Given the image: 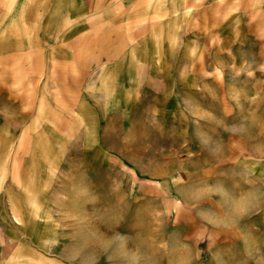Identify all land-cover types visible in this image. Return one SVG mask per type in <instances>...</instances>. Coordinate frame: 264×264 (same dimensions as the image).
Returning a JSON list of instances; mask_svg holds the SVG:
<instances>
[{
  "label": "rangeland",
  "instance_id": "rangeland-1",
  "mask_svg": "<svg viewBox=\"0 0 264 264\" xmlns=\"http://www.w3.org/2000/svg\"><path fill=\"white\" fill-rule=\"evenodd\" d=\"M224 47L237 59L231 69ZM164 73L172 93L156 89ZM177 77L188 78L184 87ZM37 116L39 137L30 130ZM243 124L258 153L238 145L209 154L233 138L245 143ZM0 125V264H62L53 258L64 244L92 230L149 241L156 264H185L174 258L178 241L188 264L264 262V200L235 227L226 203L206 192L214 184L239 196L251 159L263 165L264 191V0H0ZM191 155L193 164L172 165ZM30 246L32 256L18 257ZM107 253L97 264L115 262Z\"/></svg>",
  "mask_w": 264,
  "mask_h": 264
},
{
  "label": "bare ground",
  "instance_id": "bare-ground-1",
  "mask_svg": "<svg viewBox=\"0 0 264 264\" xmlns=\"http://www.w3.org/2000/svg\"><path fill=\"white\" fill-rule=\"evenodd\" d=\"M15 33L17 34V36H22L23 34L20 32L19 29L15 30ZM235 36H233L232 38H228L230 39L229 41L231 43H238L240 40L238 38H235ZM168 39H171V41L175 42L176 40V34L172 31L168 30ZM206 39V38H205ZM222 51L229 57V61H226L227 63V67L228 69H231L234 64L237 62V59H232L231 57L233 56V54L230 51L229 47H224L222 48ZM172 52H171V48L169 49V56H171ZM244 65V64H243ZM233 74V75H232ZM212 77H214V74L211 75ZM167 77V78H166ZM201 78H203L201 76ZM231 78L233 79H237L236 74L231 73L229 76L230 80ZM130 77H127L126 79H122L120 78L119 80L122 82L121 86L125 85V81H129ZM174 79L172 77L168 78V76L166 75V73L162 74V81L161 83H158L156 86L157 90H160L161 92H165V93H172V88L169 84V82ZM188 78H183V77H177V80L182 81L181 86L184 87L186 81ZM239 83V81H238ZM233 84H231V81H228L227 83L224 82V86L223 88H226L227 90H230L231 88H233ZM241 86V85H239ZM238 90V89H237ZM205 96H208L210 99H214L216 96V90L213 86H211V84L209 86H205ZM240 90H238L239 92ZM122 94V89L118 90V92L116 93V96L121 95ZM184 95H189L192 97H197L193 94H183L181 96ZM115 96V97H116ZM241 96H243L242 94H240V92L238 93V101H237V111L238 114L242 111V102H244V100L241 99ZM186 98V97H185ZM194 105H197V100L194 99ZM40 103H42V105L46 106L45 108L48 109L49 105L48 103H44V100H41ZM193 105H191L189 103V108L190 109H195V107H192ZM170 110V109H169ZM172 110H170L171 112ZM196 111V110H195ZM38 116L36 118H34L33 123L30 125V130L32 133H34L35 136L39 137V133H38V127L40 126L41 122L37 120ZM145 120V119H144ZM254 125V124H253ZM178 126L182 127L181 122L178 121ZM1 127V125H0ZM252 126L249 124H243L240 126V129L238 130V137L239 136H243V141L245 143L242 144L241 138L240 139H236L233 138L232 142H230L228 144V146H226L227 142L225 144H221L220 146H216L214 148H211V151L209 152V154H213V155H220V154H225L228 155L230 154V152H226V149H234L236 150L238 145L239 147H244L247 150H249L251 153H258L260 149V144L261 141L255 137L254 133H252ZM1 129V128H0ZM250 132V133H249ZM3 139H7L6 135H2ZM1 138V135H0ZM18 142V141H17ZM111 142V141H110ZM2 148V146L0 147ZM130 148V149H129ZM110 151H114L117 150L116 148L110 147L109 149ZM123 150H126L128 152H130V155H133L134 157L138 158H151L152 156H150L149 154L151 153L150 151H143L140 147H131V145H128L126 147H123ZM142 150V151H141ZM121 153V152H120ZM126 156H128L127 154L129 153H124ZM108 155L109 157H119L118 154L116 153H109V154H105ZM167 155L169 156H173L172 152H168ZM232 155V153H231ZM194 156H189L188 158H186L185 161H173L172 165L175 166L177 169L179 167H185L187 165L193 164V159ZM252 162L250 164L248 163H244V165H242V162H240V164L244 167L248 166L246 172H244L243 174V180L246 181L245 185L248 184V188L241 189V193L239 196H235L233 195L230 191H228L227 188H225L222 185H208V189L206 190V192H214L215 194H218L219 200L222 201L223 203H226V205L229 207L227 209V211L222 212L223 216L225 217V221L226 223H232L233 225H235V227H238V224L240 222L241 219H244L245 217H247L249 214H251V212H253L257 207H259L262 204V201L264 200V191L262 192V188H258V186L256 184H258L259 182L257 181V177L258 175L263 171V165L261 166V164H257L256 162H261L260 160H255V159H251ZM122 161L121 155H120V161ZM125 162V161H124ZM121 163V164H124ZM118 163V160L116 162H114L113 164ZM250 166V168H249ZM240 167V166H239ZM213 166H210L208 168L205 169H199L196 167V169L190 174V181H196L199 177H201V175L204 174H210L212 171ZM136 172V171H135ZM133 176H136V174H134ZM259 178V177H258ZM249 182V183H248ZM252 184V185H251ZM82 193V192H81ZM182 193V192H180ZM183 195L184 198L186 194H180ZM24 199L26 201V204L33 201H37L39 199V195H33L31 198H28L26 196H24ZM77 203L79 204V202H81L82 197H77ZM30 206H34L33 203L28 204V208ZM234 206H238L244 209V211L242 213L234 211ZM216 211L218 209H215ZM207 215H211L210 213H207ZM212 220H217L215 216L212 217H208ZM145 229V228H144ZM93 231V232H92ZM91 234L88 233H82L77 235L73 241L65 243L62 250L60 251V253H58V256H55L53 259L55 260V263H61L62 264H66V263H73V264H97L98 263V256H97V252H102L104 250H107V257L108 259H113L115 262L113 264H156V254L152 255V253L150 251H148V249L150 250L151 248L149 241H143L140 244H138V246L136 245H131L126 239L122 238L121 236H115V237H109V235H105V234H98L97 232H95L94 230H92ZM32 240H34L33 235H31L30 237ZM29 241L31 239L27 238ZM28 240H24L25 243H28ZM178 247L180 248V252L182 253H177L174 254V258L178 259L179 257H181V261L185 264H188L189 261V246L186 244H182L181 242L178 241ZM13 245L9 246V249H12ZM29 249L27 247H23V250H20L19 253L17 254L18 257H28V256H32L34 254V252H36V250L33 248V246H30ZM54 250V246L53 249ZM59 259V261H58ZM65 260V261H64ZM264 264V262L262 263Z\"/></svg>",
  "mask_w": 264,
  "mask_h": 264
},
{
  "label": "clouds",
  "instance_id": "clouds-1",
  "mask_svg": "<svg viewBox=\"0 0 264 264\" xmlns=\"http://www.w3.org/2000/svg\"><path fill=\"white\" fill-rule=\"evenodd\" d=\"M233 210H234V211H237V212H240V213H242V212L244 211L243 208L238 207V206H234V209H233Z\"/></svg>",
  "mask_w": 264,
  "mask_h": 264
}]
</instances>
